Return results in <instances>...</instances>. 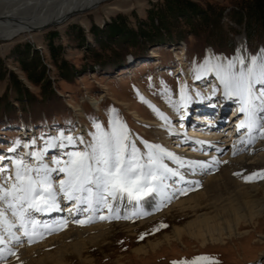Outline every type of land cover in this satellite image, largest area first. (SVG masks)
Masks as SVG:
<instances>
[{
    "label": "rangeland",
    "instance_id": "374dc122",
    "mask_svg": "<svg viewBox=\"0 0 264 264\" xmlns=\"http://www.w3.org/2000/svg\"><path fill=\"white\" fill-rule=\"evenodd\" d=\"M189 1L204 8H222L220 27L209 26L199 36H194L188 28L175 31L172 36L161 32L157 38L153 34L161 41L155 46L143 43L144 40L132 45L129 40L115 42L100 36L98 39L104 44L101 46L95 39L94 29L103 31L115 19L123 17L128 27L137 31L138 21H144L150 10L164 3V0H109L84 14L69 17L61 25L26 33L8 41L0 40V147L9 148V142L17 137L30 138L41 133L55 135L58 127L75 125L77 132L82 128L87 130L91 128L90 121L94 117L106 126L109 108L118 110L132 133L163 146L152 126L154 120L160 119L141 102V96L172 120L167 113L169 105L161 96V81L171 89L173 100L179 99L181 83H186L190 91L194 87L203 92L193 78L187 79L183 75L185 71L182 67L195 75L194 59L201 61L206 50L231 55L241 39L250 53L264 48V34L255 33L249 39L244 20L238 23L233 17V11H239V4L249 0ZM167 16L173 19L172 14ZM184 18L180 16L178 21H184ZM231 41L233 49L229 46ZM22 61L30 71L35 66L33 77L39 79L37 84L22 68ZM60 66H68V70L60 69ZM27 125L29 130L25 131ZM173 125L179 126L180 122L174 121ZM168 141L165 148L178 147L174 145L173 137ZM137 146L143 150L139 140ZM55 152V149L49 151V163ZM186 153L198 154L191 150ZM191 214H184L175 208L143 223L138 217H132L128 222L130 224L125 225L114 221L111 240L108 237L102 248L91 246L87 253L96 264H171L172 261L200 254L216 257L218 264H264V256H261L264 245L259 242L264 235V215L255 225L242 228V232L250 233L243 240L236 237L232 241L227 240L224 245L202 247L185 238L184 245L175 240L170 245L162 243L156 253L150 249L147 254L133 252L138 245L155 242L165 234L174 239V228L192 220L194 217ZM9 218L14 219L10 213ZM161 223L167 227L151 231ZM257 223L260 224L256 229ZM141 233L148 234L139 239ZM68 258L67 264H89V261L78 257ZM7 263L10 264V260Z\"/></svg>",
    "mask_w": 264,
    "mask_h": 264
},
{
    "label": "snow or ice",
    "instance_id": "6c2138e0",
    "mask_svg": "<svg viewBox=\"0 0 264 264\" xmlns=\"http://www.w3.org/2000/svg\"><path fill=\"white\" fill-rule=\"evenodd\" d=\"M192 64L193 79L201 82L207 96L194 87L190 94L189 86L181 83L179 99L173 100L171 89L161 81V96L178 115L180 128H184L190 105L211 103L215 98L235 104L238 136L232 146L234 155L238 151L237 144L247 146L264 138V48L254 54L236 48L231 55L206 50L202 60L194 59ZM140 100L163 121L160 127L169 136L181 135L160 109L143 96ZM107 113L106 126L94 117L90 129L82 128L77 132L73 125L58 127L55 135L41 133L30 138L17 137L0 153V260L6 258L5 254L15 255L10 247L13 242L19 243L26 238L31 244L43 238L49 226L45 223L44 231H40V218L52 212H63L66 208L72 223L81 226L96 219L119 220L147 215L148 211L141 213L136 209L147 205L149 209L159 210L176 193L186 194L200 187V181L190 179L191 176L206 173L219 163H227L215 155L210 160L180 156L132 133L115 108L107 109ZM183 135L187 143L186 132ZM137 140L143 150L137 146ZM195 143L210 144L199 140ZM52 149L56 152L49 163L47 156ZM166 160L175 167L169 166ZM234 175L251 182L264 179V170ZM173 184L178 187L173 188ZM129 208L133 210L131 216ZM9 213L14 219L9 218ZM67 223L68 218L60 217L52 228L59 230L67 227ZM162 227L167 225L161 223L151 231ZM146 234L141 233L139 239ZM171 264H218V260L200 254Z\"/></svg>",
    "mask_w": 264,
    "mask_h": 264
},
{
    "label": "bare ground",
    "instance_id": "6f19581e",
    "mask_svg": "<svg viewBox=\"0 0 264 264\" xmlns=\"http://www.w3.org/2000/svg\"><path fill=\"white\" fill-rule=\"evenodd\" d=\"M106 1L109 0H0V40L8 41L26 33L42 31L52 24L61 25L69 17L84 14ZM237 48L247 49L249 52L242 39ZM181 51L184 54V50ZM178 60L181 61V58ZM182 70L185 71L183 75L187 79L194 77L192 72H188V68L186 71L182 67ZM192 80L194 81V79ZM194 82L204 93L208 94L207 90L201 86L200 81ZM167 110V113L172 117V122H178V115L173 109L169 106ZM153 122L151 125L156 130L158 139L163 146L165 144L167 146L170 137H173L174 145L178 146L175 149L170 147L168 150L193 160H210V157L215 155L218 160L227 161V163H219L206 173L198 172L195 176H191L190 179L200 181V187L187 191L186 194L176 193L174 198L170 202L166 201L159 210L149 209L147 205L136 209L141 213L149 212L147 215L141 214L138 217L142 223L155 219L160 214H167L175 208L182 210L184 214L191 212L194 218L182 227L174 228V232L172 231L174 239L165 234L155 242L138 245L133 252L138 255L147 254L150 249L156 253V250L162 247V243L170 245L175 240L184 245L185 238L206 247L224 245L227 240L232 241L236 237H241L242 240L248 237L250 233L242 232V228L255 225V222H259V218L264 215V179L245 182L234 173L240 172L245 175L264 170V138H258L253 144L247 146L237 144L238 151L234 155L232 146L237 141L238 134L233 135V128H230V124H228V130L219 132H210L204 129L198 132L194 129L189 132V129L180 128V125H173L181 135L169 136L167 131L160 127L163 123L162 120ZM187 126L190 125L187 124ZM184 132L187 135V143L184 142ZM197 140L207 141L210 144H196ZM216 148L224 151L217 152ZM190 150L198 152V154L186 153ZM165 162L169 163V166L175 167L170 161L166 160ZM172 187L175 188L178 185L173 184ZM132 211L129 208L130 216ZM60 217L68 218L67 227H60L59 230H56L52 228V225ZM40 219L42 221L38 225L40 231H44L45 223L49 226V230L44 231L43 238H38L31 244L27 242L26 238H22L19 243L13 242L10 247L15 255L5 254L6 258L0 260V264H6L9 260L10 264H67V260L69 261L67 257H78L89 261V264H96L95 259L88 255L87 250L94 245L102 248V245L113 233L112 229L115 224L112 222L117 221L119 225L130 224L128 223L130 219H96L81 226L72 223L66 208L63 212H52ZM259 224L257 223L256 229ZM17 234L20 235L19 232ZM259 242L261 246L264 245V235L261 236ZM261 256H264V252Z\"/></svg>",
    "mask_w": 264,
    "mask_h": 264
},
{
    "label": "trees",
    "instance_id": "16d2710c",
    "mask_svg": "<svg viewBox=\"0 0 264 264\" xmlns=\"http://www.w3.org/2000/svg\"><path fill=\"white\" fill-rule=\"evenodd\" d=\"M222 12V8L213 6H206L204 8L200 4L189 0H164L163 5L159 4L156 9L148 12L147 18L144 21H138L137 31L128 27V22L125 18L119 17L103 31L94 29L93 34L101 46L104 44L98 39L100 36H105L112 41L119 40L120 42H124L129 40L132 42V45L138 44L139 40H144L143 43L149 42L150 46H155L161 42L156 39V36L157 38L158 35L160 37L161 32L172 36L175 31L188 28L194 36H199L209 26L220 27ZM168 14H172L173 19L168 18ZM180 16H185L184 21H178V17ZM233 17H235L238 23L244 20L247 37L249 39L255 33L264 34V0H249L248 3H240L239 11H233ZM153 34L156 36H153ZM229 46L232 49L234 48L233 41L229 43ZM22 68L30 74L29 76L33 83L37 84L39 79L33 77L35 66L30 71L26 63L22 61ZM63 68L65 71L68 70V66H60V69ZM66 78L68 77L66 76Z\"/></svg>",
    "mask_w": 264,
    "mask_h": 264
},
{
    "label": "water",
    "instance_id": "95a60500",
    "mask_svg": "<svg viewBox=\"0 0 264 264\" xmlns=\"http://www.w3.org/2000/svg\"><path fill=\"white\" fill-rule=\"evenodd\" d=\"M55 24H52V25H49V26H47L45 29H47L48 27H52V26H54Z\"/></svg>",
    "mask_w": 264,
    "mask_h": 264
}]
</instances>
